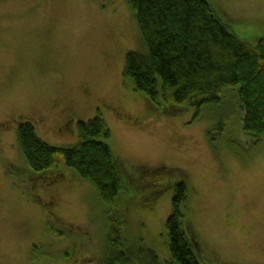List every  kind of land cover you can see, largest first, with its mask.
<instances>
[{
  "label": "rangeland",
  "instance_id": "1",
  "mask_svg": "<svg viewBox=\"0 0 264 264\" xmlns=\"http://www.w3.org/2000/svg\"><path fill=\"white\" fill-rule=\"evenodd\" d=\"M207 1L231 20L240 40L254 46L264 37V0ZM229 16L252 21L256 31ZM128 51L143 54L146 47L126 0H0V264H103L108 218L116 211L128 242L167 259L171 191L149 212L128 209L126 199L144 204L147 191H135L126 178L128 193L108 205L66 167L33 171L18 147V116L44 142L70 147L79 142L77 123L99 111L108 143L127 167L186 176L188 213L207 264H264V143L252 148L244 136L237 89L198 116L191 108L166 113L164 103L151 102L125 79ZM69 111L79 119L65 126ZM49 220L64 233L52 232ZM85 235L91 240H81Z\"/></svg>",
  "mask_w": 264,
  "mask_h": 264
},
{
  "label": "trees",
  "instance_id": "2",
  "mask_svg": "<svg viewBox=\"0 0 264 264\" xmlns=\"http://www.w3.org/2000/svg\"><path fill=\"white\" fill-rule=\"evenodd\" d=\"M126 2L146 47V53L126 54L124 77L133 81L134 89L157 105L164 103L166 113L179 114L191 108L198 116L204 105L218 106L225 91L236 88L242 102L243 134L253 140L250 147L263 144L264 37L256 38L254 46L240 40L227 23L231 20L224 15L227 21L222 18L207 0ZM229 17L256 31L252 21ZM99 112L94 118L77 123L79 142L70 147L44 142L30 122L23 123L16 130V140L29 167L35 172L66 167L91 182L108 205H116L120 195L128 193L123 183L127 178L135 191H147L142 197L144 204L132 206L133 197L126 199L128 209L149 212L166 191H171L172 212L165 223L167 259L163 262L153 248H137L128 242L123 231L124 218L116 211L108 218L103 264H207L206 245L188 213L191 192L186 176L172 168L127 167L109 145L110 129ZM221 123H217L219 132ZM228 142L234 149L243 147L239 142L225 143ZM172 174L177 177L170 180ZM51 223L49 220L47 226L52 232L64 233L52 230ZM81 240L91 238L85 235Z\"/></svg>",
  "mask_w": 264,
  "mask_h": 264
},
{
  "label": "flooded vegetation",
  "instance_id": "3",
  "mask_svg": "<svg viewBox=\"0 0 264 264\" xmlns=\"http://www.w3.org/2000/svg\"><path fill=\"white\" fill-rule=\"evenodd\" d=\"M66 115H67V118H66L65 126H68L69 123L73 121V119H74V120L79 119V118H77V115H74V113H73L72 111H69ZM18 118H19V119H16V120H20V123L17 124V125H18V126H17V129L20 128V126H21L23 123H25L24 120L28 119V118H24V117H20V116H18ZM29 119H30V118H29ZM16 120H15V121H16ZM35 124H36V123H35ZM70 124H71V123H70Z\"/></svg>",
  "mask_w": 264,
  "mask_h": 264
}]
</instances>
